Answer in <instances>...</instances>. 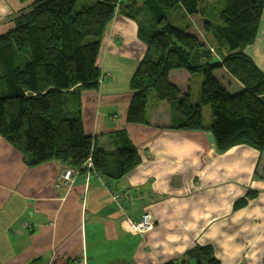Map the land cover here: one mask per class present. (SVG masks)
Wrapping results in <instances>:
<instances>
[{
    "label": "crops",
    "instance_id": "crops-1",
    "mask_svg": "<svg viewBox=\"0 0 264 264\" xmlns=\"http://www.w3.org/2000/svg\"><path fill=\"white\" fill-rule=\"evenodd\" d=\"M35 1L0 0V35ZM138 29L133 19L115 17L97 60L107 77L99 89L82 91L80 103L85 133L113 151L115 133L125 132L141 164L121 180L80 173L71 185L57 186L66 165L31 167L0 137V264H181L197 246H212L221 264H264V179L255 175L264 174V154L244 144L221 154L209 132L164 129L182 118L158 102L153 111L148 103L150 125L127 121L130 83L147 54ZM244 53L264 73V15ZM203 79L201 73L190 78L194 104ZM251 192L256 196L235 210ZM124 193L132 196L127 216L153 214L150 233L122 228L125 214L112 196Z\"/></svg>",
    "mask_w": 264,
    "mask_h": 264
},
{
    "label": "trees",
    "instance_id": "trees-1",
    "mask_svg": "<svg viewBox=\"0 0 264 264\" xmlns=\"http://www.w3.org/2000/svg\"><path fill=\"white\" fill-rule=\"evenodd\" d=\"M203 1L144 0L153 15L147 22L135 16L137 0H123L118 11L110 1L37 0L18 12L14 28L0 35V137L31 167L56 161L83 172L91 160V170L107 180H121L136 169L141 157L127 134L115 133L113 151L99 146L84 131L80 103V93L99 89L106 77L98 56L110 24L123 15L138 23V36L147 46L130 83L129 123L150 125L149 93L154 91L158 108L182 118L164 129L209 132L221 154L240 144L264 154V73L244 53L258 37L264 0H224L217 20L203 9ZM181 8L190 17L183 28L167 17ZM212 46L219 47V60ZM198 72L204 79L194 104L190 78ZM205 107L212 111L210 125L204 123ZM255 196L249 193L234 209ZM181 264L221 262L212 246H197Z\"/></svg>",
    "mask_w": 264,
    "mask_h": 264
},
{
    "label": "rangeland",
    "instance_id": "rangeland-1",
    "mask_svg": "<svg viewBox=\"0 0 264 264\" xmlns=\"http://www.w3.org/2000/svg\"><path fill=\"white\" fill-rule=\"evenodd\" d=\"M143 1L144 0H137V3H136L137 11L135 12V16L138 17V19L141 18V20L144 21V22H147L148 20L149 21H153L152 20V16L153 15H151L150 12L147 9H144V7H143ZM84 2H87V1H84ZM201 6L203 7V9L206 10V13H208L210 15V17L212 18V20H217L218 19V11L224 6V0H204L203 1V4ZM184 15H185L187 21L184 19ZM167 17H168V20H169L170 23L176 25L179 28L185 27V25L189 22V18H190L185 13V11L182 8L171 11L170 13H168ZM211 40H212V44H213L214 41H213L212 38H211ZM216 50H219V47L218 46H212V53L214 54L215 59L219 60L220 55L219 54L216 55V53H217ZM198 73H200V72H198ZM195 80L192 83V88H193L192 90H198L197 89V84L198 83ZM230 82H232V85H230L229 87H231V89H233L234 88V85H235V82L232 79H230ZM202 83H203V80H202ZM202 83L200 85V92H201ZM124 86L127 87V84H125ZM154 96H155V93L153 91H150V93H149L150 109L152 108V103L153 102H157V98L154 97ZM197 99L198 100H197L196 103H199L200 94H199V98H197ZM202 113H203L204 123L206 125H210L212 123V121H213V115H212L211 108L210 107L203 108ZM87 164L88 163H86L84 166L86 167ZM69 168H72V167L67 166V169H69ZM75 170H78V169H75ZM86 171H83V172L82 171H79V172L80 173H88ZM89 172L94 173L93 170H91ZM95 174L97 175L98 173H95ZM100 178L101 179H105L104 177H101V176H100ZM71 184L72 183H70L68 185H71ZM61 185H64V184H61ZM68 185H65V186H68Z\"/></svg>",
    "mask_w": 264,
    "mask_h": 264
},
{
    "label": "built area",
    "instance_id": "built-area-1",
    "mask_svg": "<svg viewBox=\"0 0 264 264\" xmlns=\"http://www.w3.org/2000/svg\"><path fill=\"white\" fill-rule=\"evenodd\" d=\"M101 1H110V2L114 3L116 5L117 11L123 3V0H101ZM106 77H107V75H106ZM103 80L104 79H101V82ZM87 163L88 164L86 166V170H87L86 172H88V173H86V176L89 178V176L91 174V172H89V171L92 168V162H91V160H89ZM78 174H80V172L78 170H75L74 168H69V169L66 168L62 172L60 177L58 178L57 186H60L61 184L68 185L70 183H73L75 175H78ZM97 176L100 177L99 174H97ZM131 197L132 196L130 193H124L122 195L114 194L112 196V199L116 203L118 209L122 213L125 214V217L121 221L122 228L127 232H131V233H135V234L144 236V235L150 233L155 228L154 216L151 213H145L137 220H134V219L130 218L129 216H127L126 215V200L131 199ZM24 229H29V225L25 224Z\"/></svg>",
    "mask_w": 264,
    "mask_h": 264
}]
</instances>
